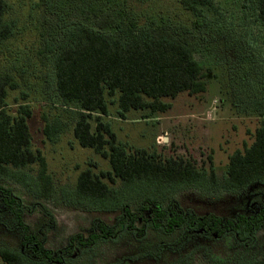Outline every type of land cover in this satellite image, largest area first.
I'll return each mask as SVG.
<instances>
[{"label": "rangeland", "instance_id": "1", "mask_svg": "<svg viewBox=\"0 0 264 264\" xmlns=\"http://www.w3.org/2000/svg\"><path fill=\"white\" fill-rule=\"evenodd\" d=\"M7 2V16L15 22V32L0 45V71L10 72L18 83L16 88L8 89L7 109L15 115L20 103L30 106L32 115L27 123L31 147L45 157L53 191L48 198L38 197L22 183L1 175L0 185L10 188L19 200L24 220L44 248L56 252L67 245L71 235H87L97 220L112 225L119 214L70 204L64 198L75 187L80 171L90 168L100 174L110 171L111 166L107 157L81 146L75 138L77 117L72 108L61 105L50 52H40L46 44H55L67 27L77 23L92 25L91 7L111 11L118 18L135 19L139 24L166 23L194 31V57L202 67L205 91L163 98L170 103L164 112L130 110L124 118L118 114L116 93L107 96L108 114L102 116L129 152L145 149L163 158L183 157L199 170L208 174L213 171L216 185L177 190L165 199V204L191 209L199 215L215 213L222 217L252 213L264 204V182L252 183L236 192L226 191L221 184L230 155L243 151L254 141L263 118L264 24L255 1L213 0V7H204L200 16L183 9L178 0ZM43 116L65 123L55 141L43 133ZM93 117L94 114L89 119L92 131ZM103 180L110 186L119 185L118 179ZM1 196L0 192V247L19 250L20 233L2 205ZM181 235L180 231L164 234L148 230L138 238L123 231L93 248H78L60 264H238L264 254V228L257 234L256 245L247 250L235 249V240L230 236L210 239L190 233L182 239ZM29 256L32 264H41L36 256ZM0 264H4L1 258Z\"/></svg>", "mask_w": 264, "mask_h": 264}, {"label": "trees", "instance_id": "2", "mask_svg": "<svg viewBox=\"0 0 264 264\" xmlns=\"http://www.w3.org/2000/svg\"><path fill=\"white\" fill-rule=\"evenodd\" d=\"M178 1L194 16H200L204 7L214 5L213 0ZM253 1L264 24V0ZM8 11L7 0H0V45L15 32V22L8 18ZM89 12L92 25L77 23L67 27L55 44H46L40 52H50L61 105L72 108L77 117L73 127L75 138L81 146L107 157L111 166L110 171L100 174L90 168L80 171L75 187L64 198L70 204L90 209L118 211V217L112 225L97 220L87 235L73 234L65 247L53 252L44 248L30 230L12 190L0 185L2 205L14 219L21 244L19 250L0 247L1 260L4 264H32L29 255H34L41 264H60L78 248H93L123 231L138 238L148 230L164 234L180 231L182 239L190 233L210 239L230 236L235 240V249L253 248L259 230L264 228V204L252 213L237 212L233 217L199 215L191 209L169 207L165 199L177 190L216 185L213 171L208 174L199 170L183 157L163 158L145 149L129 152L116 139L111 124L102 120L108 114L107 96L116 93L118 114L124 118L130 110L148 108L164 112L170 103L163 98L205 91L202 67L194 57V31L166 23L139 24L135 19L118 18L97 7H91ZM17 85L10 72L0 71V175L22 183L38 197L48 198L53 180L42 152L31 147L27 120L32 110L27 103H20L15 115L7 109L8 89ZM93 114L94 131L89 121ZM260 115L263 118L254 141L229 157L221 183L226 191H241L252 183L264 182V111ZM43 120V133L55 141L65 123L45 116ZM103 178L110 182L118 179L119 185L110 186ZM238 264H264V254Z\"/></svg>", "mask_w": 264, "mask_h": 264}]
</instances>
